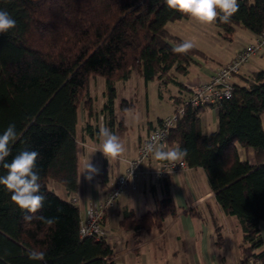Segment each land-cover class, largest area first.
<instances>
[{"label":"trees","instance_id":"trees-1","mask_svg":"<svg viewBox=\"0 0 264 264\" xmlns=\"http://www.w3.org/2000/svg\"><path fill=\"white\" fill-rule=\"evenodd\" d=\"M238 3L230 23L217 20L221 37L232 41L238 26L264 33V0ZM0 10L16 21L15 28L0 34V134L13 124L18 134L5 162L24 150L37 151L34 171L40 176L39 194L46 197L43 207L30 214L0 185V264H118L106 239L81 236V208L73 201L81 188V104L92 114L90 80L104 78L103 114L112 124L117 82L138 74L162 86L178 84L181 93L172 97L176 107L191 91L182 90L173 71L187 74L196 59L209 57L195 45L187 54L172 52L186 40L169 32L167 24L189 15L169 9L165 0H0ZM125 103L123 108L130 105ZM185 107L169 143L187 149L182 160L206 171L224 212L240 221L245 243L240 264L264 259V251L257 253L264 244V70L243 76L232 97L217 106ZM206 107L218 110V130L210 134L202 126ZM85 129L96 132L89 123ZM240 149H252L255 163L242 158ZM6 172L0 165V176ZM51 181L65 189L68 199L49 189ZM175 213L168 190L155 212L137 218L126 211L125 218L136 229L160 227L167 214ZM25 215L33 219L26 222ZM41 216L57 221L49 226ZM32 249L43 251L44 261L30 260Z\"/></svg>","mask_w":264,"mask_h":264},{"label":"crops","instance_id":"crops-1","mask_svg":"<svg viewBox=\"0 0 264 264\" xmlns=\"http://www.w3.org/2000/svg\"><path fill=\"white\" fill-rule=\"evenodd\" d=\"M191 18L189 16L182 20H187L186 22L189 23ZM169 24L171 23L167 24L169 32L191 41L186 32L173 29ZM198 24L195 23L199 29L195 32L196 35L208 40L209 35L200 30ZM215 24L216 22L209 25L215 26ZM194 31L192 30V32ZM253 34L249 35V43L256 40L257 35ZM203 49L205 50V48ZM241 49L243 48H231L223 53L220 61L211 58L205 50L209 61L196 59L189 67L187 74L177 71H173V74L184 87L182 90L187 92V85H197L207 81L221 65L228 63ZM253 57L255 58L252 62L249 61L247 65L241 67L240 73L235 76V83H242L243 76L264 70V49ZM93 78L94 84L90 80L88 87L89 98L92 100V114H90L87 105L81 104L77 126L81 188L76 198L78 205L80 208L82 207V216L91 201L102 202L104 200L106 193L115 185L117 176L126 170L128 161L135 156L141 141L159 124L161 119L174 112L172 97L181 93L180 85L169 83L167 87L173 86L170 96L172 110L166 114L157 115L153 120L148 118L142 131L136 137L129 138L124 120L118 123L116 117V120L109 124L108 119L105 118L103 114L105 80L102 77L100 79ZM128 80L117 82V97L119 83ZM98 85L101 99L95 105L92 88H96ZM88 123L94 126L96 132L86 131L85 127ZM202 126L205 134H210V126H212L213 132L218 130V110L216 108H205L202 113ZM101 127L109 128L120 137L125 147L121 156L107 158L99 151L102 145L98 135ZM168 146L174 148L177 145L169 143ZM241 157L247 158L251 163L256 161L252 149L241 151ZM89 159L98 169V173L90 181L84 178L86 174L81 175L84 164ZM158 161L152 157V164H156ZM166 184H168V188ZM56 188L61 198L68 199L65 189L61 185ZM168 190L175 207L174 215L167 214L164 220L159 222L160 227L153 225L149 228L136 229L129 226L131 220L125 218L126 211H132L137 218L155 212ZM103 225L105 239L114 248L113 259L118 264H240L243 258L245 243L241 223L237 217L224 212L203 168L188 167L185 171H180L172 178L163 181L139 179L134 189L124 192L113 208L105 210ZM260 229L264 242V222L261 223ZM262 251H264V244L257 253Z\"/></svg>","mask_w":264,"mask_h":264},{"label":"clouds","instance_id":"clouds-1","mask_svg":"<svg viewBox=\"0 0 264 264\" xmlns=\"http://www.w3.org/2000/svg\"><path fill=\"white\" fill-rule=\"evenodd\" d=\"M169 9L187 14L202 24H213L219 20L220 23L231 22V17L239 11L238 0H165ZM16 27V21L9 12L0 10V34L8 32ZM194 47L191 41H183L172 48L176 54H187ZM102 145L99 149L105 157L116 158L121 156L125 147L120 137L114 134L109 128L101 127L98 133ZM18 134L15 125L0 134V165L7 170L6 175L0 176V185L11 193L10 199L21 210H26L30 214L37 213L42 207L46 197L40 193V176L36 168V161L39 153L37 151L24 150L16 155L10 162H5L10 155V144L16 141ZM162 134H154L149 142H146L144 150L146 154L159 161H179L187 155V149L179 146L169 148L168 144L161 143ZM98 173V169L91 163L85 162L81 175L87 180H92ZM46 225L52 226L57 218L37 217ZM33 215H25L24 220L30 222ZM30 260L44 261L45 253L35 249L28 251Z\"/></svg>","mask_w":264,"mask_h":264},{"label":"built area","instance_id":"built-area-1","mask_svg":"<svg viewBox=\"0 0 264 264\" xmlns=\"http://www.w3.org/2000/svg\"><path fill=\"white\" fill-rule=\"evenodd\" d=\"M262 49H264V33L257 35L253 43L237 51L236 55L228 63L221 65L210 79L197 85H187L191 96L185 103L176 105L174 112L161 119L159 124L141 141L135 156L128 161L126 170L117 176L115 185L106 193L104 200L91 201L88 204L80 221L82 237L105 239L103 225L105 210L113 208L124 192L134 189L139 179L168 180L176 173L188 169L184 160L175 162L165 160L152 164V155L146 154L144 150L146 142H149L154 134H162L164 138L161 143L169 144L170 130L184 115L185 105L193 108L206 105L217 106L222 100L231 98L235 89V76L240 73L244 63ZM172 102L174 103L173 100ZM73 201L77 202V198L74 197ZM248 264H264V259L251 258Z\"/></svg>","mask_w":264,"mask_h":264},{"label":"rangeland","instance_id":"rangeland-1","mask_svg":"<svg viewBox=\"0 0 264 264\" xmlns=\"http://www.w3.org/2000/svg\"><path fill=\"white\" fill-rule=\"evenodd\" d=\"M186 21L187 20H178L174 21V24L170 22L171 24H169V26L173 29L186 32L193 45L203 51L206 50L205 52H208L207 54L211 56V58H214L218 61H220L223 53L227 52L233 47H247L250 44L248 41L249 35L253 34V32L250 30L238 26L233 36V40L231 41L221 37L216 24L215 26L202 24L194 18H191L189 23ZM195 23L201 24H198V26L200 27V30H202L206 35H209L208 40L207 38L204 39L196 35L195 32L199 29ZM192 30L195 31L192 32ZM203 48H205V50ZM254 58L255 57L252 56L249 61L252 62ZM248 62L244 63V65H247ZM98 79H100V77H98ZM94 81V78H92V84H94ZM146 83H148V85H146ZM118 87L119 93L116 99L115 116L118 118V123L124 120L125 125H127L126 133L129 135V138L136 137L142 131L143 126L146 125L148 118L153 120L157 115L166 114V112L172 110L170 96L172 95L171 93L173 86H162L157 79L146 81L140 75H133V77L127 82H120ZM92 96L94 104L97 105L101 99L99 85L96 88H92ZM125 101L130 102V105L123 108V104L127 105ZM211 127L212 126H210L209 129L210 133L213 132ZM240 151L243 150L240 149ZM59 185L60 184L51 181L49 182L48 187L51 191L55 192L59 196L56 188L59 187ZM82 214L83 210L81 207V215Z\"/></svg>","mask_w":264,"mask_h":264}]
</instances>
